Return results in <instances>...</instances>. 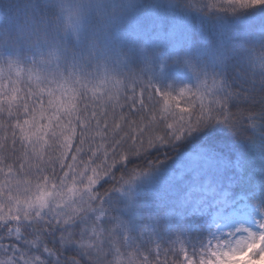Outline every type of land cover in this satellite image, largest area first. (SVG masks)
Instances as JSON below:
<instances>
[{"label":"snow or ice","instance_id":"1","mask_svg":"<svg viewBox=\"0 0 264 264\" xmlns=\"http://www.w3.org/2000/svg\"><path fill=\"white\" fill-rule=\"evenodd\" d=\"M260 6L264 0L186 5L203 12ZM182 19L186 30H195ZM231 43L244 68L219 100L211 94L214 81L173 94L136 72L64 70L55 55L0 57V264H125L119 257L126 264H197V258L198 264H229L264 242V221L259 232L191 252L172 242L141 244L117 223L101 222L107 182H118L123 166L158 136L194 121L219 117L231 124L242 141H233L235 151L255 157L264 176V16L238 21ZM240 190L264 198V180L254 186L242 180Z\"/></svg>","mask_w":264,"mask_h":264},{"label":"trees","instance_id":"2","mask_svg":"<svg viewBox=\"0 0 264 264\" xmlns=\"http://www.w3.org/2000/svg\"><path fill=\"white\" fill-rule=\"evenodd\" d=\"M153 1L155 5L150 7L149 12L141 9L142 3ZM137 2L131 15L126 20L113 28L110 33L99 38L98 46L87 43L90 34L86 21H82L79 25L73 26L64 33H58L56 37L60 43L57 53L58 65L64 70L71 67L73 70H80L81 73L91 70L94 66L97 70L103 67L106 72L117 76L130 71L139 73L145 79H149V73L145 67L149 58H153V48L162 49L167 43L187 42L189 39L190 42L193 41L192 43H194V47L192 46L194 50H196L197 44H200L207 56L211 54L214 66L219 71L222 80V91L215 93V96L218 100L224 98L226 90L231 88L234 80L239 79V73L244 68L243 61L231 50V37L237 31L238 21L264 16V6L241 12L232 10L228 12L213 10L203 12L189 10L186 7L188 0H137ZM193 2L196 5L202 2L216 4L222 3L224 0H193ZM171 5L183 11L197 12L203 21L214 22L215 30L206 29L205 32L202 31L203 28H199L195 14L187 16L195 25V30H186L182 19L184 14L181 12H179V15L174 13L170 9ZM22 7L39 11L42 6L38 0H33L32 3L25 5L0 0V36L4 37L3 43L0 45L4 51L20 55V57L28 55V53L33 57H37L46 53L49 46L40 44L33 48H14L7 39L15 31L19 19V10ZM224 26L226 29H224ZM254 70L257 72L261 70L259 62L255 65ZM102 76L103 70L99 73L97 83H102ZM156 82V86L162 91L173 94L185 88L195 90L193 83L190 82L180 84L163 79ZM101 90L98 89V91ZM137 93L139 94V89H137ZM185 96L191 98V94L187 91ZM229 104H231V101H229ZM168 123L172 122L168 121ZM236 132L237 130L231 124L217 117L215 121L208 119L202 122L194 121L188 123L186 127H182L179 132L173 130L167 135L158 136L151 146L133 155L131 163H126L123 166L119 173L118 182L114 184L110 180L107 182L110 187L102 201L106 212L101 218L102 224L111 226L113 223H117L121 231L127 232L130 240L143 244L140 237L143 225L140 226L131 222L134 218L133 213L135 214L137 211V206L134 204L135 206L129 207V203L139 201L142 194L146 201L159 196L163 197L167 190L160 187L159 183H162L167 189H170V182L176 185L177 189H183L184 185L190 182L192 174L202 167H192L195 161L192 155L204 154L205 156L201 157H207L210 154H222L230 161L226 173L234 172L236 174V183L233 187L235 190L241 188L242 180L247 179L253 186L264 180V176L261 175L259 161L251 154L246 158L235 151L233 141L242 142ZM221 137L224 139H218ZM236 158L239 160L240 172L233 164V160ZM104 159L105 157L101 153L100 161H97V163L100 164ZM187 159H190V161H187ZM90 174L91 172H89ZM145 176L150 178L149 181L144 179L145 187L135 185L134 188L130 186L134 180L143 179ZM104 183L102 181L96 190L100 191ZM257 200L260 202V209L264 214V198L257 197ZM76 223H80V220L77 219ZM210 237L211 233L209 231L201 233L196 231L195 228L190 229L184 223H179L167 233H164L161 244L176 243L177 249L182 244L191 252L192 248L204 247L212 243H222L223 239L219 240L220 238L217 236L213 237L211 243ZM182 256L183 253H179L176 259L182 262ZM160 258L164 259L163 254ZM118 259L126 264L127 257H119ZM169 259H171V254H169Z\"/></svg>","mask_w":264,"mask_h":264},{"label":"rangeland","instance_id":"3","mask_svg":"<svg viewBox=\"0 0 264 264\" xmlns=\"http://www.w3.org/2000/svg\"><path fill=\"white\" fill-rule=\"evenodd\" d=\"M154 5V1L144 2L141 4V9L149 12L150 7ZM170 9L178 15L179 12L184 16L195 14L199 28H203L204 32L206 29L215 30V23L209 22V20L203 21L197 12L183 11L172 5ZM224 29H226L225 26ZM201 34L203 33L201 32ZM192 42L188 39L187 42L167 43L162 49L154 47L153 58H149L145 67L149 73V80L154 85L161 79L172 80L180 84L190 82L193 83L194 89L201 83L214 81L216 87L212 89L211 94L215 95V93L221 92L222 80L219 71L214 66L211 54L207 56L200 44H197L196 50H194ZM0 57H20V55L4 51L0 45ZM28 57L33 56L24 55L22 59L27 61ZM210 155L207 157H201L205 156L204 154L192 155V158H195L192 167L202 166V169L200 168L192 174L190 182L185 184L183 189H177L176 185L171 182L169 183L170 189L159 183L160 187L167 190L163 197L159 196L146 201L142 194L139 201L129 203V207L134 204L137 206V211L135 214L133 213L134 218L131 222L143 225L140 231L142 243L145 239L161 243L164 233L179 223H184L190 229L195 228L201 233L209 231L211 243L213 237L217 236L220 238L219 240L223 239L222 243L225 245L228 241L246 236V230L252 232L261 230L258 227V222L264 221V214L260 209L257 197H252L250 192L235 190L233 187L236 183V174L234 172L226 173L230 161L220 153ZM233 164L240 172L237 158L233 160ZM144 179L149 181L150 178L145 176L143 179H136L130 186L145 187ZM262 248H264V242L258 241L255 247L246 249L242 256L234 258L229 264H264Z\"/></svg>","mask_w":264,"mask_h":264},{"label":"clouds","instance_id":"4","mask_svg":"<svg viewBox=\"0 0 264 264\" xmlns=\"http://www.w3.org/2000/svg\"><path fill=\"white\" fill-rule=\"evenodd\" d=\"M8 2L25 5L32 3L33 0ZM38 2L42 6L39 11L23 7L19 10L15 31L7 39L14 48H33L46 44L49 50L38 56L47 58L55 55L58 58L60 47L56 39L58 33H64L86 21L90 34L87 43L98 46L99 38L110 33L131 15L137 0H38ZM3 40L4 37L0 36V44Z\"/></svg>","mask_w":264,"mask_h":264}]
</instances>
